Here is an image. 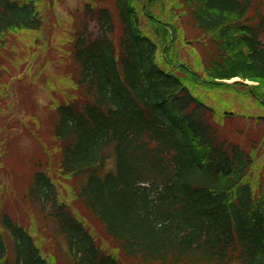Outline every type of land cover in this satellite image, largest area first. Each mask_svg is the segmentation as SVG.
I'll use <instances>...</instances> for the list:
<instances>
[{"label": "trees", "instance_id": "obj_1", "mask_svg": "<svg viewBox=\"0 0 264 264\" xmlns=\"http://www.w3.org/2000/svg\"><path fill=\"white\" fill-rule=\"evenodd\" d=\"M66 1L0 0V264H264V0Z\"/></svg>", "mask_w": 264, "mask_h": 264}, {"label": "rangeland", "instance_id": "obj_2", "mask_svg": "<svg viewBox=\"0 0 264 264\" xmlns=\"http://www.w3.org/2000/svg\"><path fill=\"white\" fill-rule=\"evenodd\" d=\"M82 3V0H67L64 6L58 9V15L63 24H67L68 21L70 26L72 21V18H70L71 14L81 8ZM33 97L37 105V112L41 120V124L44 125V128H47L48 118L50 117L49 107L52 104L51 98L42 88L35 92ZM231 101L232 99H229V102ZM16 106V98H14L13 107ZM221 108V111H224L226 108L231 109V106L223 108V105H221ZM16 144L17 145H13L12 148L8 150L10 155L6 158V160L9 167H11L15 173L18 185L21 186L22 184L26 185L28 183L30 161L34 157L37 147L36 144L28 138H21L18 142H16ZM111 166H113V164ZM22 211L24 212V209H22Z\"/></svg>", "mask_w": 264, "mask_h": 264}]
</instances>
